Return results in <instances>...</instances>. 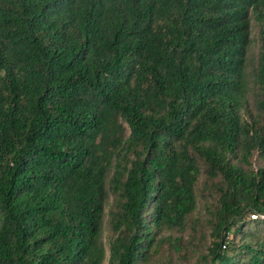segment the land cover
Returning a JSON list of instances; mask_svg holds the SVG:
<instances>
[{
  "label": "trees",
  "instance_id": "obj_1",
  "mask_svg": "<svg viewBox=\"0 0 264 264\" xmlns=\"http://www.w3.org/2000/svg\"><path fill=\"white\" fill-rule=\"evenodd\" d=\"M0 264H264V0H0Z\"/></svg>",
  "mask_w": 264,
  "mask_h": 264
},
{
  "label": "built area",
  "instance_id": "obj_2",
  "mask_svg": "<svg viewBox=\"0 0 264 264\" xmlns=\"http://www.w3.org/2000/svg\"><path fill=\"white\" fill-rule=\"evenodd\" d=\"M251 217L254 218V217H256V215L252 214Z\"/></svg>",
  "mask_w": 264,
  "mask_h": 264
}]
</instances>
